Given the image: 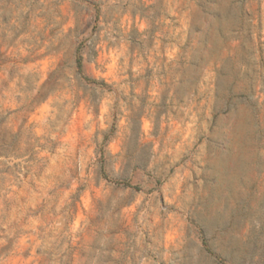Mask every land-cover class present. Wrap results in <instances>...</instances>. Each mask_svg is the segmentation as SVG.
I'll use <instances>...</instances> for the list:
<instances>
[{
	"label": "clouds",
	"instance_id": "obj_1",
	"mask_svg": "<svg viewBox=\"0 0 264 264\" xmlns=\"http://www.w3.org/2000/svg\"><path fill=\"white\" fill-rule=\"evenodd\" d=\"M0 118V264H264V0H0Z\"/></svg>",
	"mask_w": 264,
	"mask_h": 264
},
{
	"label": "rangeland",
	"instance_id": "obj_2",
	"mask_svg": "<svg viewBox=\"0 0 264 264\" xmlns=\"http://www.w3.org/2000/svg\"><path fill=\"white\" fill-rule=\"evenodd\" d=\"M135 28L133 27L132 31L129 33V36L132 38L133 42H135ZM204 39L206 40L207 39V36L205 35ZM136 48L135 47H132V46H128V52L131 53L132 55L129 57V67L127 69V79L128 81L132 82L133 84H135L136 82V77H135V70H136V64L134 62V57H135V54H136ZM194 60L196 61V63L198 65H202L204 64V61H203V58L202 57H199V56H196L194 58ZM150 70H145V75H150ZM106 83V81H105ZM131 87V85H130ZM161 101L162 102H166L165 99H164V94L161 93ZM140 103L143 104L145 107H151L152 106V100H151V93L150 92H144L141 94L140 96ZM160 115L162 116L163 113H160ZM2 119L3 118H0V122H2ZM219 255V253H217ZM233 264H235V259L233 258Z\"/></svg>",
	"mask_w": 264,
	"mask_h": 264
}]
</instances>
